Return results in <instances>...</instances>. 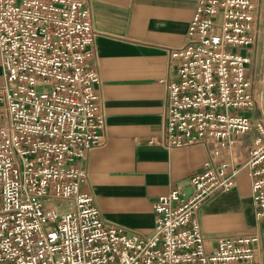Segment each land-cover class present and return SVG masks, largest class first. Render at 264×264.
<instances>
[{
	"label": "built area",
	"instance_id": "built-area-1",
	"mask_svg": "<svg viewBox=\"0 0 264 264\" xmlns=\"http://www.w3.org/2000/svg\"><path fill=\"white\" fill-rule=\"evenodd\" d=\"M88 0H0V264H264L262 235L223 236L207 248L198 213L247 168L264 220V124L248 73L258 0H199L186 45L170 50L166 125L147 145L172 150L209 138L212 160L189 191L154 205L147 237L107 222L84 190L87 154L106 141ZM255 136L248 158L236 137Z\"/></svg>",
	"mask_w": 264,
	"mask_h": 264
},
{
	"label": "crops",
	"instance_id": "crops-1",
	"mask_svg": "<svg viewBox=\"0 0 264 264\" xmlns=\"http://www.w3.org/2000/svg\"><path fill=\"white\" fill-rule=\"evenodd\" d=\"M199 0H88L96 30V85L105 108L106 141L87 154L84 190L104 219L128 235L147 237L156 224L153 203L177 185L188 183L212 160L209 138L186 148L166 150L147 145L166 125L167 81L173 77L170 50L186 45L187 32ZM257 40L237 51L251 57L248 73L257 106L235 111L264 124V0H258ZM5 78L0 54V86ZM255 136L236 137V150L248 158ZM207 248L223 236L262 235L253 202L252 176L243 168L235 189L206 202L198 213Z\"/></svg>",
	"mask_w": 264,
	"mask_h": 264
}]
</instances>
